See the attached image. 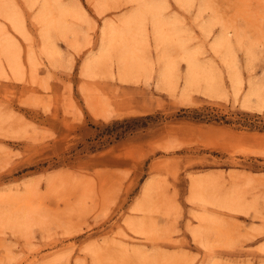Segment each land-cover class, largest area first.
Returning a JSON list of instances; mask_svg holds the SVG:
<instances>
[{
    "label": "rangeland",
    "instance_id": "1",
    "mask_svg": "<svg viewBox=\"0 0 264 264\" xmlns=\"http://www.w3.org/2000/svg\"><path fill=\"white\" fill-rule=\"evenodd\" d=\"M251 123L264 0H0V264H264Z\"/></svg>",
    "mask_w": 264,
    "mask_h": 264
},
{
    "label": "bare ground",
    "instance_id": "2",
    "mask_svg": "<svg viewBox=\"0 0 264 264\" xmlns=\"http://www.w3.org/2000/svg\"><path fill=\"white\" fill-rule=\"evenodd\" d=\"M141 7V6H140ZM157 7V6H156ZM141 10H142V8H140ZM157 9V8H156ZM156 9H153V10H151V13L153 12V16H152V19H151V25H153V33H154V37H155V39L156 40H158L157 41V43H160V42H162V41H164V39H165V41H169V40H172V39H170V38H168V39H166V35H165V33H167V35L170 37V33L168 34V31L167 32H163L162 30H165V28L166 27H163V20L161 19V17L163 18V16H161L160 17V15L161 14H159V12L156 10ZM137 10L138 9H135V13L133 12L132 13V15L130 14L128 17H125L126 19H124V22H126V23H129V22H132V21H134V20H136V17L138 16V14L140 13V10H139V12H137ZM165 19V18H164ZM166 20V19H165ZM164 20V21H165ZM165 24H167V22H165ZM171 24V23H170ZM165 26V25H164ZM170 26V25H169ZM164 28V29H163ZM170 30V29H169ZM172 33V32H171ZM174 33V32H173ZM172 35H174V34H172ZM171 35V36H172ZM165 37V38H164ZM176 37V36H175ZM174 37V38H175ZM224 39H226V37L225 36H223L221 39H220V41L219 42H221L222 40H224ZM228 40V39H227ZM173 42V41H172ZM180 42V41H179ZM165 43V42H164ZM163 43V44H164ZM167 43V42H166ZM174 43V42H173ZM172 43V44H173ZM166 45V44H165ZM167 45H169L168 43H167ZM167 45H166V47L165 48H167ZM179 45H180V43H179ZM159 46V45H158ZM164 46V45H163ZM183 46V45H182ZM183 48V47H182ZM186 51V50H185ZM184 51V52H185ZM187 52V51H186ZM191 53H193V52H190V54H188V57H189V61H190V64H191V67H190V72H189V76H190V78H192V79H194L198 74H196V71L197 70H200V71H203V66H201V67H199V65L197 66L196 65V57H194V54H191ZM166 55V54H165ZM170 57V56H169ZM168 57V58H169ZM172 57V56H171ZM167 59V58H166ZM172 62H171V60H167V63H166V65L168 66V65H170ZM206 75H202L201 77H205Z\"/></svg>",
    "mask_w": 264,
    "mask_h": 264
},
{
    "label": "trees",
    "instance_id": "3",
    "mask_svg": "<svg viewBox=\"0 0 264 264\" xmlns=\"http://www.w3.org/2000/svg\"><path fill=\"white\" fill-rule=\"evenodd\" d=\"M149 119H150L149 116H147V117H141V118H133L132 120H124L123 122H115L114 124H112V125H110V126H106L105 131H107L106 133H107V134H110V135H109V137H108L105 141H103V142H104V143H110V142L113 140V138H115V139H119V137L122 136V133H118V134L116 135V137H114L115 135H113V133L110 132V130H111V129H114L116 126H121V125H124V124H128L129 122H137V123H139V122H143V124H146L145 121H147V120H149ZM250 125H251V127H253V128H263V129H264V126H263V127H258V126L255 125V123H251Z\"/></svg>",
    "mask_w": 264,
    "mask_h": 264
}]
</instances>
